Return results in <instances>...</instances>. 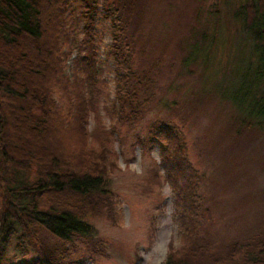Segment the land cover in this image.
Returning <instances> with one entry per match:
<instances>
[{
	"label": "trees",
	"instance_id": "16d2710c",
	"mask_svg": "<svg viewBox=\"0 0 264 264\" xmlns=\"http://www.w3.org/2000/svg\"><path fill=\"white\" fill-rule=\"evenodd\" d=\"M222 1L250 49L242 96L229 101L244 127L264 131V0ZM142 4L0 0V264H86L105 255L92 221L119 220L113 135L135 126L154 101V81L131 68L128 21ZM144 140L159 152L180 234L163 264H264V227L222 250L201 234L205 176L191 166L179 127L157 117ZM151 173L160 183L157 166Z\"/></svg>",
	"mask_w": 264,
	"mask_h": 264
},
{
	"label": "rangeland",
	"instance_id": "374dc122",
	"mask_svg": "<svg viewBox=\"0 0 264 264\" xmlns=\"http://www.w3.org/2000/svg\"><path fill=\"white\" fill-rule=\"evenodd\" d=\"M224 7L222 0H143L129 17L131 68L154 81L147 93L154 101L135 126L113 135L119 155L110 178L119 220L92 221L105 255L86 264H163L169 243L180 244L173 191L157 148L144 140L157 117L179 127L191 166L205 176L197 189L207 210L201 234L212 248L264 227V131L244 127L229 101L242 96L250 49ZM103 41H110L107 33ZM102 75L111 87L113 73ZM101 118L109 128L110 117L101 111ZM156 166L160 183L151 178Z\"/></svg>",
	"mask_w": 264,
	"mask_h": 264
}]
</instances>
